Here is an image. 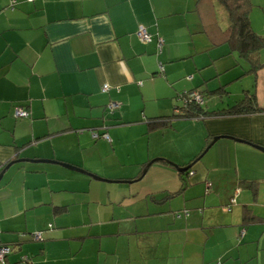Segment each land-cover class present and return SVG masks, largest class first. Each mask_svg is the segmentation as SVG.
Instances as JSON below:
<instances>
[{
	"label": "crops",
	"instance_id": "0c3cea01",
	"mask_svg": "<svg viewBox=\"0 0 264 264\" xmlns=\"http://www.w3.org/2000/svg\"><path fill=\"white\" fill-rule=\"evenodd\" d=\"M12 1L0 0V173L25 160L0 181L7 264H264V151L221 137L186 184L168 162L220 135L264 146V111L149 123L193 88L208 111L252 92L264 108V46L250 71L218 0ZM248 1L264 37V0Z\"/></svg>",
	"mask_w": 264,
	"mask_h": 264
},
{
	"label": "trees",
	"instance_id": "16d2710c",
	"mask_svg": "<svg viewBox=\"0 0 264 264\" xmlns=\"http://www.w3.org/2000/svg\"><path fill=\"white\" fill-rule=\"evenodd\" d=\"M218 1L220 2L223 9L226 11L228 17L229 25L227 28L228 31L227 42H229L233 48L239 51L241 56L246 58L251 63L250 71L256 72L259 68H261V66H263V63L260 61L259 51L264 46V37L260 36L252 29L249 18V1L248 0H218ZM151 34L153 35V39H154V34L153 33ZM164 72H165V65H164V71H161L159 64V74H164ZM192 90H198L202 94L203 96L202 103H197L195 101L184 102V97L186 93ZM189 91H186L180 95V99H182L183 103L176 107V111L173 115L158 117L151 120L149 122L151 128L167 126L175 118L197 119V118H205L210 116L239 115V114H246L249 112L254 113V112L264 111V108L260 107L258 104L255 92L247 94L246 97H244L236 104L228 108H224L221 110L219 109L216 111H208L203 106V104L205 103V95L203 94V92L199 88H193ZM211 142L212 141H210L206 145V147L203 149V151L194 161H192L187 165L180 166V167H185L190 165V167L187 170L179 171V173L183 176L185 184L189 182V177L192 176L190 172L195 171L193 170L192 167L196 163V160L203 154V152L211 144ZM208 185L211 186L212 183L209 182ZM233 200H235V198L231 199V203L233 202ZM227 208L228 210H230L231 205L229 204ZM188 213H189L188 210H184L182 213H178L177 217H181L182 215H188Z\"/></svg>",
	"mask_w": 264,
	"mask_h": 264
},
{
	"label": "built area",
	"instance_id": "2783aa9c",
	"mask_svg": "<svg viewBox=\"0 0 264 264\" xmlns=\"http://www.w3.org/2000/svg\"><path fill=\"white\" fill-rule=\"evenodd\" d=\"M29 1H34V0H29ZM16 4V1L13 0L11 3V8H14V5ZM138 35L141 38V40L145 42H150L153 39V35L149 32V30L145 26H141L138 30ZM162 45H163V39H159V44H158V51H162ZM160 70L164 71V64L160 63ZM110 85L105 84L103 85V90L107 91L109 90ZM187 101H195L197 103H202L203 102V96L198 90H192L186 93L184 97V102ZM120 107L119 103L117 102H111L109 104V108L111 111H114ZM30 113L27 109L24 107H17L15 109V116L16 117H27L29 116ZM100 135L98 133H94V137H99ZM103 137L110 139L109 135L107 133H104L102 135ZM191 175L194 174V171L190 172ZM235 200H233L234 202ZM230 209V208H229ZM35 239H41L42 238V232H37L35 233ZM14 250V247L9 244H3L0 243V264H7V257L8 255Z\"/></svg>",
	"mask_w": 264,
	"mask_h": 264
},
{
	"label": "water",
	"instance_id": "95a60500",
	"mask_svg": "<svg viewBox=\"0 0 264 264\" xmlns=\"http://www.w3.org/2000/svg\"><path fill=\"white\" fill-rule=\"evenodd\" d=\"M221 137H222V138L236 139V140H238V141H245V142H248V143L252 144L253 146L257 147L258 149H261V150L264 151V146H263V145H260V144L254 143V142H252V141H248V140H245V139H242V138H239V137L233 136V135H220V136H215V137H214V139L212 140L211 144L205 149V151L203 152V154H202L198 159H200V158H201V157H202V156H203V155L209 150V148L211 147V145H212L215 141H217L219 138H221ZM198 159H197V160H198ZM23 160H25V159L20 158V159L13 160V161L9 162V163L4 167V169L1 171V173H0V181H1L2 177H3L4 172H5V171H6V170H7V169H8L13 163H15L16 161H23ZM26 160H28V161L56 162V161H54V160H49V159H42V160H31V159H26ZM197 160H196V161H197ZM153 162H154V161H150V162L148 163L147 167H148L149 165H151ZM168 162H169V163H172V164L176 167V169H177L178 171H185V170H187V169L190 167V165H189V166H185V167H180L179 165L173 163L172 161H169V160H168Z\"/></svg>",
	"mask_w": 264,
	"mask_h": 264
},
{
	"label": "rangeland",
	"instance_id": "374dc122",
	"mask_svg": "<svg viewBox=\"0 0 264 264\" xmlns=\"http://www.w3.org/2000/svg\"><path fill=\"white\" fill-rule=\"evenodd\" d=\"M244 82H247V79H245ZM248 82H249V79H248ZM242 89L243 88L241 87L240 83L235 82L231 85V90H234L235 92L240 91V90L242 91Z\"/></svg>",
	"mask_w": 264,
	"mask_h": 264
}]
</instances>
